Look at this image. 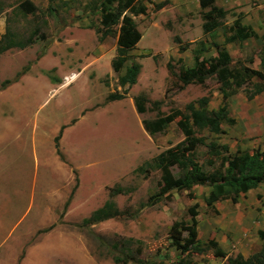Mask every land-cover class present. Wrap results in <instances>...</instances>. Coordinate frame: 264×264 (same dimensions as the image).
Returning <instances> with one entry per match:
<instances>
[{"label": "rangeland", "instance_id": "obj_1", "mask_svg": "<svg viewBox=\"0 0 264 264\" xmlns=\"http://www.w3.org/2000/svg\"><path fill=\"white\" fill-rule=\"evenodd\" d=\"M21 1L0 0V46H10L0 51V84L11 80L0 89V239L11 231L0 248V262L16 264L14 252L21 255L24 250L23 264H94L68 251L63 253L65 260L61 259L54 245L66 243L103 264H176L179 254L169 244L168 230L173 222L189 220L192 205L199 213L201 244L210 239L217 243L223 236L229 246L224 245L229 252L226 257L215 256L209 246L191 254L193 262L228 264L227 257L240 253L233 251L237 245L250 254L259 250L262 240L258 230L264 231V180L239 195L236 204L230 199L217 202L219 208L228 204L225 212L229 215L231 209L255 212L253 222H242V230L235 221L228 225L231 218L220 217L218 210L206 205L204 197L210 189L206 182L191 189H174L156 203H148L158 191L160 170L145 162L152 164L154 157L181 141L183 134L172 121L164 132L150 136L141 120L155 118L156 107L147 104L146 111L138 114L132 98L143 94L151 102L159 101L162 113L172 108L186 112V104L205 95L209 109H216L221 102L215 78L179 87L167 70L170 62L178 71L182 61L191 58L188 41L202 37V33L193 32L199 17L195 3L188 7L193 21L187 26L180 23L183 14L178 9L166 5L168 9L161 10L166 1L143 0L146 12L132 15L141 38L121 69L124 72L132 61L138 62L137 80L124 98L109 100V94L122 92L119 73L110 63L116 54L119 24L107 23L117 4L103 9L99 5L102 0H29L36 11L27 13L19 8ZM184 28L187 36L181 32ZM30 36L33 42L26 44ZM178 41L189 49L186 54H175ZM20 43L24 46H17ZM240 49L235 56L242 52V57L237 59L254 58L261 44L251 39ZM238 50L231 48L232 54ZM145 52L149 55L142 57ZM21 70L17 79L21 81H13ZM72 72L75 76L65 83L62 74ZM245 90L239 88L235 93L245 97ZM61 126L59 150L63 159L54 148ZM241 127L242 123L223 122L221 133H197L206 142L228 146L227 152L218 149L212 153L206 144H199L193 159L203 171L218 169L228 152H264V139L258 143L254 138L243 139ZM140 165L142 171L135 170ZM171 170L176 176L182 173L176 165ZM107 199L114 201L120 215L82 224ZM44 226L50 232L38 231ZM7 252L13 254L8 256Z\"/></svg>", "mask_w": 264, "mask_h": 264}, {"label": "trees", "instance_id": "obj_2", "mask_svg": "<svg viewBox=\"0 0 264 264\" xmlns=\"http://www.w3.org/2000/svg\"><path fill=\"white\" fill-rule=\"evenodd\" d=\"M199 2L202 8L209 6V9L203 12L202 30L204 33H210V36L213 37L214 29L222 24V19L225 17L227 11L214 5L213 0H199ZM113 3L117 4V9L116 12L110 15L107 23L111 25L119 24V28L116 40V54L110 63L112 69L119 73L122 67H124V63L129 55L128 52L136 46L141 37L132 15L143 14L147 8L143 0H102L99 5L101 8L106 9L111 4L113 5ZM157 7H160V5H157ZM19 8L27 13H34L36 11V7L29 0L21 1ZM223 29L231 31V34L224 36L226 42L242 41L248 37L257 36L251 27L242 25L239 22V16H237L231 26H224ZM261 38L264 41V34L261 35ZM32 42L33 37H28L26 44ZM9 45L14 44L10 43ZM201 45L200 50L203 51V42H201ZM17 46L23 47L24 44L20 43ZM213 46L217 51V55L200 58L196 54L193 66H180L178 71L173 69L170 62L166 66L169 75L179 83V87L191 83L203 84L206 79L215 78L218 83V91L221 94V102L216 109L207 108L208 97L206 95L201 96L195 102L186 104V112L172 108L169 113H162L158 108L160 102H151L143 94L135 95L132 98L134 108L138 114L146 111L147 104L156 107L157 113L155 118L141 120L144 130L150 136L155 133L164 132L172 121H175L176 126L183 134L181 141L160 152L152 159V164L149 161L145 162V165H148V167H155L160 170L158 191L148 200L150 205L156 203L162 197H167L174 189H191L196 183L202 182H206L210 187L207 195L204 197L207 206L210 207L215 201L227 198L235 203L239 195L246 193L252 188H256L264 180V152L259 149L251 152L245 150L237 151L232 154L228 152L227 156L222 158L221 166L213 172L203 171L193 159V154L199 144H206L210 148V151L212 150V153H217L218 149L228 151L226 144H218L214 141L206 142L205 138L198 136L197 133L205 130L221 133L223 132L221 128L223 122L234 123V118L228 115L227 99L237 89H246L245 96L248 99L264 91V44L258 55L259 65L257 68H253L247 64L253 61L251 57L246 60L236 59L234 61L224 47L215 42ZM7 47L10 46H0V51L5 50ZM139 71L140 64L132 61L129 66L125 67L122 74H118V83L122 87V92L111 93L107 98L109 100L124 98L128 92V88L135 84ZM22 73L23 70L17 73L13 81H17ZM9 83H11V80L5 79L0 84V89H3ZM63 128L64 126H61L58 134L54 137V148L56 154L61 159H63V156L59 150V139ZM174 165L182 172L180 175L176 176L173 174L171 167ZM142 169L143 167L140 165L135 170L142 171ZM145 173H148V170H145ZM74 189L75 186L64 203V208L67 207ZM120 213L114 201L107 199L100 207L93 210L87 218H84L82 224H95L118 216ZM188 214L189 220L173 222L168 230L169 244L179 254L176 264H197L190 259V255L201 253L209 246L214 248L215 256L226 257V253L213 239H210L204 245L198 239L196 218L198 211L196 205L188 208ZM258 235L262 240L259 250L247 257H244L240 253H237L234 257H227L228 264H264V231L259 230ZM125 257L123 258L124 260Z\"/></svg>", "mask_w": 264, "mask_h": 264}, {"label": "crops", "instance_id": "obj_3", "mask_svg": "<svg viewBox=\"0 0 264 264\" xmlns=\"http://www.w3.org/2000/svg\"><path fill=\"white\" fill-rule=\"evenodd\" d=\"M161 1H166L165 2L166 4L164 5L163 8H161V10L168 9V8H165L166 5L171 6L172 8H174V10L178 9V11L183 14L180 18V23L187 24V26H189L190 22L193 21L190 12H188L189 11L188 7L190 6V4H192L194 2L195 3L194 5L199 10V12H198L199 17H197V19L195 20L196 23L193 27V32L202 33V37L201 38H195L194 40L188 41V43L190 42L191 43L190 45H192L191 46V58L189 57L187 62L185 60H184V62L182 61V63H184V65H183L184 67L193 66L194 57L196 54L199 55L200 58L201 57H214V56H216L217 51H216L215 47L213 46L214 42L219 44L220 46L224 47V49L227 51V53L229 54V56L233 60H236L237 58L242 57V52L238 55V57L235 55H237L240 52V50H241L240 47L242 45L250 42L251 39L254 40L255 42H257L259 46L261 44V47L264 44V41L261 38V35L264 34V0H213L214 5H216L217 7H221L222 9L227 11V13L225 14V17L222 19V24L214 29V36L213 37L210 36V33H204L202 30L203 12L207 11L209 9V6L202 8L200 6L199 0H161ZM237 16H239V22L242 25L249 26L252 28V30L257 34L256 37L251 36V37H248L242 41H227L226 42L224 40V36L231 34L230 33L231 31L230 30L229 31L224 30L223 27L224 26H226V27L231 26V24L234 22V20L237 18ZM231 17H232V19L230 20ZM226 18H229V19L225 20ZM188 21H189V23H185ZM187 31H189V30H187ZM168 32H169V30H168ZM181 32L184 33L185 36L188 35V32H186V28H184V31L181 30ZM190 32H191V30H190ZM201 42H203V45H204L203 51L200 50V48L202 46ZM176 43H178V45H177L175 54H180V53L183 54L184 52L186 54L187 50H189V49L185 48L183 45L182 46L179 45V41ZM137 44H138V42L136 43V45ZM231 48H234V49L238 48L239 50L236 52V54H234V53L232 54ZM149 52H151V51L149 50ZM149 52H145L146 54H143L142 57L148 56ZM259 53H260V51H259ZM189 54H190V52H189ZM189 54H188V56H189ZM258 55L254 58L251 57L253 61L250 63H247V64H249L251 67H253V65H254V68H257L259 65ZM246 59H244V60H246ZM122 73L123 72H121V71L119 72V74H122ZM63 75L65 76V74H62V76ZM20 81H17V82H20ZM50 88L53 89L51 86H50ZM238 97H239V100L236 101V98H238ZM229 101H230V103H229ZM232 104L234 105V107H232V109H231ZM227 109H228V115L230 117L234 118V124L235 123L236 124L242 123L241 128L243 129V135H242L243 139L254 138L253 142L256 141L255 143H258L257 141H261L262 139H264V91L256 94L251 99L246 98V96L244 97V95H238L237 96V94L234 93L227 99ZM252 189H250V190H252ZM221 200H228V198L227 199H221ZM219 201L220 200L215 201L213 203V205L210 206V209H213V210L215 209L216 211L218 210V215L220 217L222 215H224V216H227L229 218V220L231 218L232 220H231V222L228 223V225L230 223H233V221H235L234 222L235 225L238 224V228L240 227V230H242V222L243 221H245V224L247 225V224H250V221L253 222V219L256 217V214L254 211H252V210H246L245 211L243 209H239V210L238 209L237 210L231 209L232 212L229 215L228 213L225 212V210L229 208L228 204L226 203L225 205H223V207L219 208L217 205V202H219ZM230 202H231V204L238 203V202L234 203L231 200H230ZM111 218H113V217H111ZM198 221H199V218H197V224H198ZM1 224H2V222L0 220V226H1ZM200 224H201V220H200ZM207 224H208V222L206 223L205 228H206ZM240 224H241V226H240ZM15 225H17L16 222L11 227L12 232H13ZM48 225H50V222L45 226H48ZM45 226L43 228L38 229V231H40L42 233L43 232H50V229H47V227H45ZM233 226H234V224H233ZM198 232H199V230H198V226H197V233ZM206 232L210 233L209 231H206ZM211 233H215V231H213ZM237 233H239V232H237ZM10 234H11V231L9 229L7 231V233L5 234L4 238L0 239V248H2L3 243L11 237ZM63 235H65V234H63ZM212 236H214V234ZM197 237L199 239V236H197ZM6 238H8V239H6ZM240 239H241V236L238 237V240H240ZM217 240H219V242H217L218 245L223 249V251L226 253V256H227V254H229V252H227V249H229L228 242H227L228 239H226V237L222 236ZM66 245H67L66 243H64L63 246H62V244L54 245V252L58 253L60 255L61 259L63 258L65 260L63 253L67 254V251H68L74 257H79L80 259H82L84 257V258L89 259L94 264H103V263L99 262L98 260H95L94 258H90L89 256H87L81 249H78L75 247L73 248L71 245H67V246ZM224 245H227L228 248L226 249L224 247ZM67 247L73 248L74 251L69 250ZM233 251L240 252L244 257H247L250 254L249 251L248 252L245 251L244 247L241 248L240 245L234 246ZM24 253H25V251L22 250V254L19 255L18 250H16L14 252V254H13V252H10V253L7 252V255L9 256V254H13L14 259L16 261V264H23V262L26 258V255H24ZM7 258H8V262H9V257H7ZM0 264H2V262H0ZM24 264H26V262ZM32 264H41V262L35 263L32 261Z\"/></svg>", "mask_w": 264, "mask_h": 264}, {"label": "bare ground", "instance_id": "obj_4", "mask_svg": "<svg viewBox=\"0 0 264 264\" xmlns=\"http://www.w3.org/2000/svg\"><path fill=\"white\" fill-rule=\"evenodd\" d=\"M69 76H70V77H67V79H66L67 82L70 81L71 78H73V77L75 76V74L72 72V73H70Z\"/></svg>", "mask_w": 264, "mask_h": 264}, {"label": "built area", "instance_id": "obj_5", "mask_svg": "<svg viewBox=\"0 0 264 264\" xmlns=\"http://www.w3.org/2000/svg\"><path fill=\"white\" fill-rule=\"evenodd\" d=\"M70 75V74H69ZM69 75H65L64 77H63V80H64V82L66 83V79H67V77H70ZM70 82V81H69Z\"/></svg>", "mask_w": 264, "mask_h": 264}]
</instances>
